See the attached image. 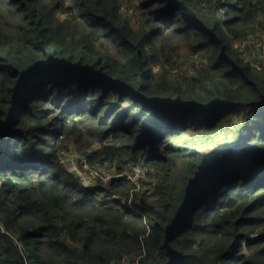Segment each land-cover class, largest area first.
<instances>
[{
    "label": "trees",
    "instance_id": "16d2710c",
    "mask_svg": "<svg viewBox=\"0 0 264 264\" xmlns=\"http://www.w3.org/2000/svg\"><path fill=\"white\" fill-rule=\"evenodd\" d=\"M256 31L264 0H0V264H264ZM94 145L120 178L62 159Z\"/></svg>",
    "mask_w": 264,
    "mask_h": 264
},
{
    "label": "rangeland",
    "instance_id": "374dc122",
    "mask_svg": "<svg viewBox=\"0 0 264 264\" xmlns=\"http://www.w3.org/2000/svg\"><path fill=\"white\" fill-rule=\"evenodd\" d=\"M263 41H264V33L259 34L256 31L253 34L249 35L247 40L237 42L236 47H238L239 50L242 49L240 51L242 56L251 59V61H254V60L263 61L264 60V48H263L264 42ZM254 46H256V48ZM96 149H98V146L94 145L93 148L88 151V153H90ZM63 155L65 158H62V159L68 161L69 169L73 173H76L78 175V177L80 178V182L83 185L99 186L101 184H106L107 180H101L100 178H96L99 181H95L94 180L95 178L91 177L90 170H88V168L84 165L82 160H80V157H82V155H80L78 152L70 153V154L64 153ZM130 165L131 164H128L126 166V169H127L126 172H128L129 170L135 169L134 170L135 178L139 177V175H141L143 171L138 166H135V165L130 166ZM90 168H92V167H90ZM82 170H84V171H82ZM83 179H84V181H83ZM90 181H92L95 184L90 183Z\"/></svg>",
    "mask_w": 264,
    "mask_h": 264
},
{
    "label": "built area",
    "instance_id": "2783aa9c",
    "mask_svg": "<svg viewBox=\"0 0 264 264\" xmlns=\"http://www.w3.org/2000/svg\"><path fill=\"white\" fill-rule=\"evenodd\" d=\"M255 48H256V46H255ZM263 48H264V44H263ZM240 50H242V49H240ZM89 155H90V153H88V155H84V156L80 157V160H82L84 165L88 168V170H90L91 177L95 178L94 179L95 181H99L96 178H100L101 180H107V182H109L112 179H117V178H120L122 176V174L113 173L103 166H97L95 168H93V167L90 168L88 166V164L86 163V160L88 159ZM133 170H135V169H133ZM83 181H84V179H83ZM100 199L102 201H111V200H117L118 198L116 196H113V195L101 193Z\"/></svg>",
    "mask_w": 264,
    "mask_h": 264
},
{
    "label": "water",
    "instance_id": "95a60500",
    "mask_svg": "<svg viewBox=\"0 0 264 264\" xmlns=\"http://www.w3.org/2000/svg\"><path fill=\"white\" fill-rule=\"evenodd\" d=\"M148 264H157V263H155V262H153V261H150V262H148Z\"/></svg>",
    "mask_w": 264,
    "mask_h": 264
},
{
    "label": "crops",
    "instance_id": "0c3cea01",
    "mask_svg": "<svg viewBox=\"0 0 264 264\" xmlns=\"http://www.w3.org/2000/svg\"><path fill=\"white\" fill-rule=\"evenodd\" d=\"M90 183H93L92 181H90ZM93 184H95V183H93Z\"/></svg>",
    "mask_w": 264,
    "mask_h": 264
}]
</instances>
